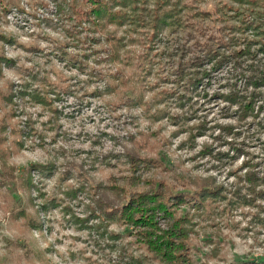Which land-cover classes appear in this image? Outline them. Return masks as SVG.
Returning <instances> with one entry per match:
<instances>
[{
	"label": "rangeland",
	"instance_id": "obj_1",
	"mask_svg": "<svg viewBox=\"0 0 264 264\" xmlns=\"http://www.w3.org/2000/svg\"><path fill=\"white\" fill-rule=\"evenodd\" d=\"M95 1L98 0H82L89 10L94 8ZM13 3L6 10L0 3V57L13 61L10 66L7 63L0 66V91L6 93L12 83L18 91L28 76L35 74L38 85L45 82L60 95L55 106L63 135L53 139L55 133L49 132L42 143L23 121L26 115L31 116L30 124L40 129L48 114L37 117L41 109L31 106L29 98L22 100L27 114L20 112L21 102L15 99L18 112L9 117L15 126L12 139H23L26 144L23 150H17L12 140L11 147L17 153L11 154L7 162L14 164L16 176L24 174L33 181L29 191L18 194L31 220L26 224L11 220L12 204L8 200L11 197L5 195L6 180L13 173L11 169V174L5 175L7 179L0 180V245H3L0 251L4 253L0 256V264H123L120 262L123 251L119 248L114 252L109 246L114 238L109 239L108 231L125 233L124 228L110 226L105 229L91 209L96 207L97 201L118 202L112 192L116 186L127 185L125 178L130 172L126 154L132 151L133 142L135 154L154 161L148 169L141 167L137 171V179H146L137 190L149 189L147 182L155 185L162 181L167 190L176 192L188 190L193 182L192 189L196 191L201 180L214 177L216 185L229 191V211L218 217L214 213L195 211L192 205L182 208L188 211L189 217L192 215L196 219L195 232L190 235L193 264H242L264 258V228L253 220L258 209L237 202V197L250 196L247 173L264 175V95L256 100L255 115L240 123L235 118L238 108L235 102L221 98L234 91L236 80L232 79V74L240 73V69H236L239 61L242 67L254 64L264 71V54L258 52L255 58L244 63L243 59L237 62L229 59L222 71L214 74L216 78H211L205 92L196 88L189 95L190 91L184 90L186 105L182 109L175 102L167 103L169 106L165 109L175 116L174 120L166 115L154 119L153 114L160 105H156L153 98L163 86L171 89V82L166 85L167 81L164 84L160 81L162 87L153 86L146 90L148 92L144 91L147 104H131L126 96L134 85L136 69L131 65L102 61L105 51L123 37V28L98 30L87 24L83 12L81 17L73 19L66 17L63 11L58 14L54 0H15ZM210 4L197 5L213 10L215 3ZM75 19L81 27H76ZM97 50L102 51L101 54L97 55ZM134 50L137 51V47ZM252 50L257 51L255 43ZM84 55H88L87 60ZM132 62L137 63L136 60ZM101 72L118 74L116 84L119 80L126 84L118 86L116 92L104 93L106 85ZM158 79L154 76L151 82L154 84ZM246 87L247 78L243 75L238 81L241 94L245 95ZM97 91L104 94L95 96ZM249 91H252L250 85ZM1 105L3 109L10 106L3 101ZM222 120L236 123L222 124ZM192 126L194 129L190 133L188 128ZM220 126L233 128L224 131ZM21 131L25 133L22 138ZM204 136L213 143L198 144ZM181 137L186 138L177 144ZM197 148L201 150L197 152ZM224 148L228 151H223ZM241 157L247 159L237 168L235 165ZM160 161L167 168L159 165ZM50 163L55 164L52 172L40 170ZM200 172L216 175H195ZM219 205L220 210L224 208ZM257 205L264 206V202ZM77 219L88 220V228L77 223ZM32 220L38 222L40 232L33 230ZM164 224L161 222L162 228H166ZM104 231L108 235H102ZM127 235L125 241L133 243L130 252L140 257L143 254L140 244L135 245ZM24 244L30 246L32 257H26Z\"/></svg>",
	"mask_w": 264,
	"mask_h": 264
},
{
	"label": "trees",
	"instance_id": "obj_2",
	"mask_svg": "<svg viewBox=\"0 0 264 264\" xmlns=\"http://www.w3.org/2000/svg\"><path fill=\"white\" fill-rule=\"evenodd\" d=\"M13 2L15 0H0L4 10L13 6ZM54 2L58 14H62L63 11L66 17L72 16L73 19L75 16L81 17L83 12L87 24L98 30L107 27L124 29L123 37L118 38L117 44L105 51L102 61L112 64L117 62L116 64L124 66L131 65L136 69L133 72L136 75L134 85L126 96L131 104H147L144 101V91L152 89L153 86L162 87L160 81L163 84L167 81L166 85L171 82V89L163 86L153 98L156 105H160L153 114L154 119H162L166 115L170 120H174L175 116L170 115L165 109L169 106L167 103L175 102L182 109L186 105L184 90L190 91L189 95L196 88H201L205 92L211 78L213 80L214 74L222 71L229 59H235V62L243 59L244 63L248 62L249 58H255L258 52L264 54V0H98L91 10L85 7L82 0H54ZM202 2L208 5L214 2V9H202L197 5ZM75 24L76 27H81L77 25L76 19ZM252 37L255 39H251ZM253 43L257 45L255 53L252 50ZM135 47L137 51L134 50ZM101 52L97 50L96 54L99 55ZM87 58L88 55H84V59ZM121 58L124 59L120 60ZM0 59L1 67L3 63H7V66L13 64L11 59L5 57ZM133 60L137 63L134 64ZM253 65L242 67V61H239L236 69H240V73L232 74V79L236 80L232 87L234 91L229 96H221L228 102L232 100L238 106L235 118L239 123L255 115L256 100L264 95V71ZM121 71L122 69L119 70V74ZM164 75L167 77L163 78ZM243 75L247 78L245 95L241 94L238 88V81ZM101 76L106 85L104 93L116 92L118 86L126 84L124 80H119L120 83L116 84L118 74L101 72ZM154 76H158L159 79L153 84L151 78ZM36 78L35 74H30L25 85L18 91L14 90L13 83L7 88L6 93L0 91V111L6 109L4 114H0V180H6L5 175L9 176L12 169V177L6 180L5 195L7 198L11 197V200L8 199L12 204L11 220L25 222L24 224L31 219L25 202L18 194L29 191L33 181L24 174L16 176L14 164L10 165L7 162L11 159V154L17 153L10 144L15 140L12 139L15 126L10 123L11 118L9 119L18 112V109H15L18 105L15 99L21 102L20 112L27 114L23 109L22 100L29 98L28 102L31 106L41 109L37 117H45V113L48 114L46 120L42 121L40 129L30 124L31 116L26 115L27 118L23 121L42 143L45 142L46 134L49 132L55 133L53 139L63 135L60 116L55 106L56 99H59L60 95L45 82L38 85ZM249 85L252 91H249ZM104 93L97 91V95H94ZM1 101L5 105L8 102L10 106L3 109ZM262 101L264 102V97ZM33 114L36 115L31 113ZM221 128L229 131L233 127L220 126ZM188 129L191 133L194 127ZM24 134L23 131L20 132L21 138ZM14 144L17 150H23L26 141L18 139ZM132 148V151H127L126 154V164L130 172L125 178L127 185L116 186L112 192L118 202L97 201L96 207H93L91 212H96V219L102 221L105 229L110 226L124 228L125 233L108 231L109 239L114 238L109 246L114 248V252L119 251V248L123 251L120 261L123 264H193L190 257L192 250L190 235L195 232L196 219L192 215L189 217L188 211L182 208L185 205H192L195 211L214 213L215 217H218L229 211L227 210L231 204V200L228 199L229 191L221 185H216L214 177L201 180L196 191L192 189L193 182H190L191 188H187L188 190L176 192L167 190V186L162 181V183L155 182V185L147 182L149 189L137 190L141 182L144 184L146 181L142 178L137 179V171L141 167L148 169L154 161L149 157L144 158L135 154V142L132 143ZM161 162L159 165L167 168ZM54 169V163L40 168L48 173ZM247 182L250 196L237 197V202L245 207L257 208L253 217L254 223L264 228V206L257 205L258 202H264V189H261L264 188V175L259 177L257 172L247 173ZM103 191L106 192L105 189ZM74 194H77V191ZM16 196L17 201H14ZM219 204L224 208L221 207L220 210ZM163 221L166 228L161 227ZM32 223L35 227L33 230L40 232L38 222L32 220ZM77 223H83L86 228L89 225L88 220L77 219ZM103 234L108 235L106 231ZM126 234L128 239L134 240L135 245L137 242L140 244L143 250L140 257L130 252L133 243L125 241ZM22 248L26 252V257H32L30 246L24 244ZM241 263L264 264V258L256 262Z\"/></svg>",
	"mask_w": 264,
	"mask_h": 264
},
{
	"label": "clouds",
	"instance_id": "obj_3",
	"mask_svg": "<svg viewBox=\"0 0 264 264\" xmlns=\"http://www.w3.org/2000/svg\"><path fill=\"white\" fill-rule=\"evenodd\" d=\"M33 31H34V29H33ZM53 35H55V34L53 33ZM25 39H26V38H25ZM221 103H223V102H221ZM213 116H215V113H213ZM220 123H222V124H230V123H231V124H235L236 122H235V121H224V120H222V121H220ZM170 131H173V130L170 129ZM216 134L219 135L218 132H217ZM185 138H186V137H181L180 140L177 141V144H179L180 141L184 140ZM229 139H232V138L229 137ZM205 142H207V143H209V144L213 143V141L210 140L208 136H204L203 138H201V139H199V140L197 141V143L200 144V145H203ZM200 150H201L200 148H197L196 151L199 152ZM223 151L227 152L228 149H227V148H224ZM256 151L259 152V149H257ZM246 159H247V157H241L240 160L237 161L235 167H237V168L240 167V166L245 162ZM186 167H187V168H191L192 165H186ZM229 170H231V169H229ZM195 175H200V176H205V175H207V176H215L216 173L212 172V173H207V174H205V173H203V172H200V173H196ZM2 247H3V245H0V248H2ZM3 255H4V253H3L2 251H0V256H3Z\"/></svg>",
	"mask_w": 264,
	"mask_h": 264
}]
</instances>
